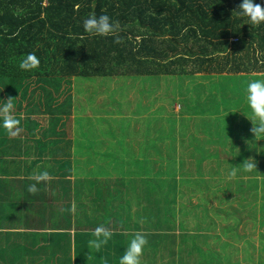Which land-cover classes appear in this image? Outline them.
Listing matches in <instances>:
<instances>
[{"label": "trees", "instance_id": "obj_1", "mask_svg": "<svg viewBox=\"0 0 264 264\" xmlns=\"http://www.w3.org/2000/svg\"><path fill=\"white\" fill-rule=\"evenodd\" d=\"M240 3L0 0V104L11 98L20 120L16 136L0 129V264H117L136 232L139 264H191L195 252L240 264L239 228L264 237V138L245 99L264 78V22ZM101 14L113 35L84 31ZM29 52L30 73L18 68ZM134 88L179 112L138 96L131 110ZM248 158L256 169L243 170ZM97 225L111 238L90 253ZM192 231L224 253L191 246Z\"/></svg>", "mask_w": 264, "mask_h": 264}, {"label": "clouds", "instance_id": "obj_2", "mask_svg": "<svg viewBox=\"0 0 264 264\" xmlns=\"http://www.w3.org/2000/svg\"><path fill=\"white\" fill-rule=\"evenodd\" d=\"M264 3V0H262ZM239 15L246 17L249 24L256 25L264 22V7L261 3H253V0H241L238 7ZM82 27L90 35L109 36L115 31V22L110 20L107 14L99 16L90 15L82 18ZM39 59L35 53L29 52L19 61L18 68L24 72H32L37 69ZM246 103L250 110L249 117L252 122L250 132L254 138H264V78H253L249 80L246 86ZM0 104V129L9 136H16L20 131L18 125L20 120L12 114L13 103L11 98L5 99ZM243 170H251L255 167V161L252 158L245 159ZM233 168L229 175L235 174ZM32 178L38 183L48 178V172L41 170L39 173H33ZM27 190L31 193L36 192L37 184H30ZM111 238V232L103 225H97L92 232V238L87 241L89 252H94L105 244ZM146 245V238L139 232H136L128 241L123 254L118 257L117 264H139V257ZM107 264V262H105Z\"/></svg>", "mask_w": 264, "mask_h": 264}, {"label": "rangeland", "instance_id": "obj_3", "mask_svg": "<svg viewBox=\"0 0 264 264\" xmlns=\"http://www.w3.org/2000/svg\"><path fill=\"white\" fill-rule=\"evenodd\" d=\"M134 92H135L136 96L134 95L133 92H130V96L127 98V100H129L132 103L131 110H134V108H135V102H136L137 96L140 97V99H142L145 102V104H148L150 106V111L156 110L159 106L165 107L166 112H167V110H168V112L172 111V110L179 112V110H180L179 109L180 106L178 105V103L172 104L169 101H162L160 99L155 100L156 96H158V95H156V93L154 95H152L149 99H146V96L143 97V95H137L136 88H134ZM158 98H159V96H158ZM194 202H195V200H194ZM191 220L192 221L188 222L189 223L188 225H189V228L192 229L193 219L191 218ZM261 232H262L261 228L258 231H253V230L249 229V227H245V226H241L239 228V233L241 235H243V234L245 235V237H241L240 239L236 240V244L240 248V251L238 252V254H236L237 258L241 259L240 264H259L261 262L260 260H264V253L262 251L264 249V243H263L264 237L261 236ZM213 233H215L216 235H220V237L222 239H225L224 236L221 235V232H219V230L214 231ZM192 234H194L195 237H194V240H190L191 246H193V247L196 246L197 248H201L203 246L202 250L204 248L206 250V252H208V250L209 251L214 250L216 253H219V254L224 253L222 251V249L220 248V243L217 240L214 241L215 238L212 237L209 240L206 238L202 239L203 238L202 236L197 237V233L195 231H192ZM211 234L212 233H210V235ZM247 240H249L252 247H248V245L246 244ZM206 241H208L209 245L205 246L204 243ZM247 247L249 250V252H247V253H250L253 256L252 260H246V258L244 257V256H247V254H246L247 249H245ZM199 255H200V252H195L194 256L191 257V264H201V262L204 261L201 259L203 256L200 257ZM206 258H209V257L207 256ZM206 258H205L204 262H206ZM237 258H235V259H237ZM186 264H187V262H186ZM212 264H214V263H212Z\"/></svg>", "mask_w": 264, "mask_h": 264}, {"label": "crops", "instance_id": "obj_4", "mask_svg": "<svg viewBox=\"0 0 264 264\" xmlns=\"http://www.w3.org/2000/svg\"><path fill=\"white\" fill-rule=\"evenodd\" d=\"M34 148H35V147H33V150H34ZM37 150H38V149H37ZM44 157H48V156H44ZM3 227H4L3 229H5L6 226L3 225ZM2 243H3L4 245H7V243H5V242H2ZM40 247H41V245H40ZM73 261H74V260H73Z\"/></svg>", "mask_w": 264, "mask_h": 264}]
</instances>
